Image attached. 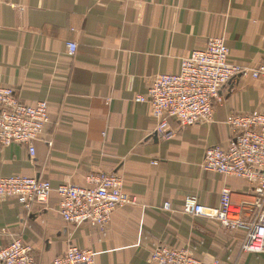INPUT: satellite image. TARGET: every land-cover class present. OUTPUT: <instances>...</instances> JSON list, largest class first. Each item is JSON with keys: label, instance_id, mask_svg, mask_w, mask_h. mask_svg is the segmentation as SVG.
Instances as JSON below:
<instances>
[{"label": "crops", "instance_id": "1", "mask_svg": "<svg viewBox=\"0 0 264 264\" xmlns=\"http://www.w3.org/2000/svg\"><path fill=\"white\" fill-rule=\"evenodd\" d=\"M219 37L231 62L263 65L264 0H0V87L27 105L48 102L51 114L34 156L28 146L0 147V177L87 187L92 175L116 173L136 200L113 213L105 235L66 222L56 193L32 210L0 201V250L10 242L5 231L23 232L39 264H53L70 245L95 251L96 264H154L159 242L187 247L207 264H264V254L240 253L244 231L183 212L188 197L216 206L224 188L235 205L252 195L248 181L202 165L209 148L230 145L231 115L264 113V78H234L212 123L171 121L169 140L156 139L151 105L136 100ZM68 43L78 45L75 56Z\"/></svg>", "mask_w": 264, "mask_h": 264}, {"label": "built area", "instance_id": "2", "mask_svg": "<svg viewBox=\"0 0 264 264\" xmlns=\"http://www.w3.org/2000/svg\"><path fill=\"white\" fill-rule=\"evenodd\" d=\"M69 55L78 51L76 43H68ZM236 77L264 78V64L253 69L230 61L225 37L212 38L203 49L182 60L178 75L160 74L154 78L147 95L137 102L149 103L157 122L156 139L176 136L171 127L175 121L181 127L213 122L215 105L223 102L222 90ZM51 121L48 102L34 105L23 103L13 88L0 87V147L28 146L40 139ZM226 124L233 131L228 147H211L206 151L203 169L236 177L253 185V193L239 205L233 203V193L224 188L216 206H205L197 197H188L184 214L219 224L227 231L241 230L245 238L240 253L264 254V113L255 111L231 115ZM88 186L63 184L53 187L48 181L25 177H0V201L18 200L26 210L47 206L53 193L60 198L59 213L71 224L88 223L103 235L113 213L121 207L135 205L136 200L124 192V178L116 173L90 176ZM171 211V204L164 205ZM7 246L0 250V264H39L33 248L23 239L24 233L9 234ZM154 264H207L192 255L187 247L175 248L159 242L151 251ZM53 264H96L93 250L70 245L66 253ZM218 264V263H212Z\"/></svg>", "mask_w": 264, "mask_h": 264}]
</instances>
